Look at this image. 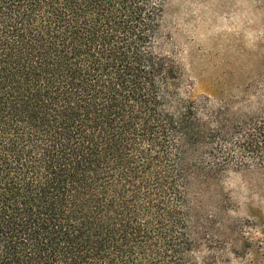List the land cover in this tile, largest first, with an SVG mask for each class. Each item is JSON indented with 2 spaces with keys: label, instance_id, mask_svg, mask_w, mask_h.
Returning <instances> with one entry per match:
<instances>
[{
  "label": "trees",
  "instance_id": "obj_1",
  "mask_svg": "<svg viewBox=\"0 0 264 264\" xmlns=\"http://www.w3.org/2000/svg\"><path fill=\"white\" fill-rule=\"evenodd\" d=\"M166 2L0 0V264H264V54L194 98Z\"/></svg>",
  "mask_w": 264,
  "mask_h": 264
},
{
  "label": "rangeland",
  "instance_id": "obj_2",
  "mask_svg": "<svg viewBox=\"0 0 264 264\" xmlns=\"http://www.w3.org/2000/svg\"><path fill=\"white\" fill-rule=\"evenodd\" d=\"M165 32L190 95L218 96L223 78L235 82L252 70L257 51L264 54V0H167ZM224 188L246 231L264 233V176L232 172ZM227 257L221 264H246Z\"/></svg>",
  "mask_w": 264,
  "mask_h": 264
}]
</instances>
